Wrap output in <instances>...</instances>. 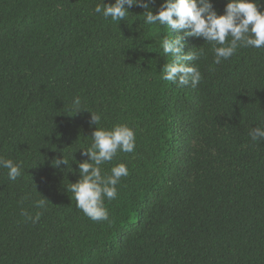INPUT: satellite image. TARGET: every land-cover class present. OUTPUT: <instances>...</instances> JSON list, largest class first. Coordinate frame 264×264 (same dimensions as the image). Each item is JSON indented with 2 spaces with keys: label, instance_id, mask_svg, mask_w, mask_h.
<instances>
[{
  "label": "trees",
  "instance_id": "16d2710c",
  "mask_svg": "<svg viewBox=\"0 0 264 264\" xmlns=\"http://www.w3.org/2000/svg\"><path fill=\"white\" fill-rule=\"evenodd\" d=\"M210 2L219 15L228 0ZM99 3L0 0V156L24 169L12 181L0 168V264H264V141L249 136L264 127V48L215 65L212 43L185 37V52L204 49L192 62L202 80L179 87L162 79L161 41L176 33L145 24L138 5L114 22ZM148 3L155 14L163 0ZM90 112L136 135L134 152L101 166L129 175L98 222L66 189L88 159ZM63 154L73 171L51 165Z\"/></svg>",
  "mask_w": 264,
  "mask_h": 264
},
{
  "label": "clouds",
  "instance_id": "9594fccd",
  "mask_svg": "<svg viewBox=\"0 0 264 264\" xmlns=\"http://www.w3.org/2000/svg\"><path fill=\"white\" fill-rule=\"evenodd\" d=\"M133 5L145 9V24L164 25L170 29V33H176L175 36H165L161 41L163 53L172 57L171 62L164 66L162 79L179 87L188 84L195 87L202 80L200 70L192 62L205 54L204 49L196 47V51L185 52V37H203L205 41L212 43L215 65L232 57L240 47L264 48V11L257 9L255 0H228L224 13L219 15L210 0H163L162 6L155 14L149 10L148 0H114L111 4L101 0L93 11L118 22L126 20ZM80 109L81 100L76 96L72 100V111L75 113ZM90 113V123L96 126L91 134L92 143L87 148L80 147L81 154L88 159L77 162L80 178L77 182L67 185L66 189L72 193L76 206L92 221L98 222L109 219L104 200L115 199L121 178L129 175L128 166L123 162L113 166L110 174H103L101 166L111 162L117 152H134L136 135L133 128L127 124H117L111 129L97 127L101 116ZM249 136L253 142L264 141V127L252 128ZM51 165L55 168L65 165L68 166V171H73L69 159L65 158L64 154L53 159ZM0 168L7 169V177L12 181L20 177L24 170L21 162H14L3 156H0ZM49 203L44 196L34 201L36 208L44 210ZM42 214L37 211L35 215H29L22 210V215L32 223L38 222Z\"/></svg>",
  "mask_w": 264,
  "mask_h": 264
}]
</instances>
